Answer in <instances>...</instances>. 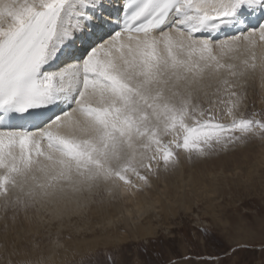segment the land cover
Returning a JSON list of instances; mask_svg holds the SVG:
<instances>
[{
    "label": "snow or ice",
    "instance_id": "snow-or-ice-1",
    "mask_svg": "<svg viewBox=\"0 0 264 264\" xmlns=\"http://www.w3.org/2000/svg\"><path fill=\"white\" fill-rule=\"evenodd\" d=\"M258 45L264 0H0L4 264L67 251L59 229L29 239L52 236L53 206L85 212L101 192L151 188L181 152L202 162L264 141V113L241 111L247 77L264 79Z\"/></svg>",
    "mask_w": 264,
    "mask_h": 264
},
{
    "label": "rangeland",
    "instance_id": "rangeland-1",
    "mask_svg": "<svg viewBox=\"0 0 264 264\" xmlns=\"http://www.w3.org/2000/svg\"><path fill=\"white\" fill-rule=\"evenodd\" d=\"M259 75L260 70L257 69L247 77V96L241 109L245 115L253 111L264 113V79H261L262 73L261 77ZM210 99L201 97L200 102L207 107ZM180 161V166L175 170L161 172L159 179H153V187L138 193L154 201L159 196L164 197L162 202H166V211L161 208L162 203L157 202L155 209L148 212L147 218H152V229L154 227L153 235L138 238L132 232L135 230L134 224L126 217L119 231L110 234L113 238L115 235L127 237L126 241L116 246H100L82 256L100 264H264V141L254 140L246 148L202 162L195 159L189 162L181 152ZM181 186L184 188L179 189ZM175 189H178L179 196L185 195L183 204L174 194ZM155 192L157 195L153 196ZM93 199L92 207L106 210L109 202L103 192ZM101 199L104 203H101ZM2 205L3 199L0 198L1 229L4 217L12 215L11 209L5 213ZM90 207L86 210L88 212L80 214L88 217ZM198 220L202 223H198ZM8 223L11 228L10 219ZM54 223L51 238L41 229L39 232L32 231L29 239H54L57 229L68 234L62 235L63 238L73 234L75 227L65 225L60 229L59 220ZM200 227H206L208 234H202L198 230ZM95 229L101 228L95 226ZM88 236L86 240L91 243L96 239L101 243L106 237L90 233ZM69 242H74L72 236L70 240L65 239V243ZM49 247H52L51 244ZM80 259L81 256L69 260L66 256L65 261L52 260V264H66L68 261L79 264ZM0 264H4L2 259Z\"/></svg>",
    "mask_w": 264,
    "mask_h": 264
},
{
    "label": "bare ground",
    "instance_id": "bare-ground-1",
    "mask_svg": "<svg viewBox=\"0 0 264 264\" xmlns=\"http://www.w3.org/2000/svg\"><path fill=\"white\" fill-rule=\"evenodd\" d=\"M262 52H264V45H258V47L256 48L257 60H259V57H260ZM258 63H259V61H258ZM260 75H261V72H260ZM259 84H260V82H259ZM183 188H184V186H181V188H179V189H183ZM175 190H176V192H174V194L175 195L177 194V196L179 198V203L183 204L184 203L183 199H186L185 195L179 196V194L177 192L178 189H175ZM145 192H147V191H145ZM181 192L183 193V191H181ZM156 195H157L156 192L153 193V196H156ZM146 196H148V195H146ZM106 198H107L106 200L109 202V204L106 205V210L103 211V210L99 209L98 207H94V206L92 207L90 205L91 207H90L89 211L91 213L89 212L90 214H89V216L87 215L88 217H84L80 213L73 212L72 209L75 207L74 204L70 205L69 208H67V209H65L63 204L53 206L50 208V211H53V212L61 211L63 213L62 217H60V218L53 217L54 221L59 220L60 229H61V227L65 226V225L69 226V227H75L74 228L75 232L73 231L72 232L73 234H71L72 239H74V242L70 243L71 242L70 241L69 243H65V247L67 248V251H63L65 249L55 250V254L52 255V260H55V261L63 260V261H65L66 256L69 257V260H70V258L80 257L86 253H89L91 251H95L100 246H103V247L113 246V245L116 246L117 243L126 241L127 237H121L120 235H115V237L113 238L111 236L112 233L119 231V229H120L119 226H120V224L122 225L124 223V220L126 219V217H128L131 220V222L134 224L135 230H132V232L134 231L135 232L134 234L136 236H138V238L148 236V234L153 235L152 231H153L154 227L152 229V222H151L152 218H150V217L147 218L148 212L151 209H155V205L157 204V202L162 203L161 208L163 209V211L167 210V207L165 206L166 202H164V204L162 202L164 197L162 199L159 196L154 201L152 198L148 197L149 198L148 199V198L143 197L141 194H138V193L134 196L130 195V193L128 191H126L124 188H121L119 190V198L116 199L115 201L110 202V198L107 196H106ZM167 199H169V198H167ZM86 212H88V211H86ZM167 218H168V216L165 215V219H167ZM108 221H111V223L108 224ZM144 221L146 223H144ZM68 223L75 224V226L74 225L70 226V225H68ZM54 224L55 223H53V225ZM97 224L104 225V227L101 228L100 230H97V229H95V226H97ZM1 228L2 227H0V229ZM35 230L36 229H31V232L35 231ZM89 233L93 236L94 235H97V236L103 235L106 237H105V240L101 243L97 242L99 239L98 240L96 239L97 241L95 240L93 243H91L88 240H86ZM61 235L68 236V234L66 232H61ZM88 237H90V236H88ZM98 238H100V237H98ZM0 241H2V239H0ZM73 243H75V245H76L75 248H74ZM81 249H83V253H82ZM79 250H81V252H79ZM63 252H66V253H63ZM73 253H75V255ZM76 253H79L78 254L79 256H77ZM69 262L70 261H68V263H66V264H71ZM59 263H61V261H59Z\"/></svg>",
    "mask_w": 264,
    "mask_h": 264
}]
</instances>
